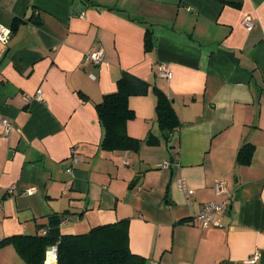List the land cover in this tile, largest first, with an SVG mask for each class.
<instances>
[{"label": "crops", "instance_id": "0c3cea01", "mask_svg": "<svg viewBox=\"0 0 264 264\" xmlns=\"http://www.w3.org/2000/svg\"><path fill=\"white\" fill-rule=\"evenodd\" d=\"M76 1L0 0V241L41 235L55 215L63 235L128 220L131 252L150 264H264V0H83L75 14ZM100 48L104 63L84 64ZM124 72L151 85L129 99L139 152L102 147L96 105ZM154 88L181 122L171 148ZM247 143L253 160L241 166ZM218 181L233 197L202 228L203 206L226 199ZM0 264L25 262L8 245Z\"/></svg>", "mask_w": 264, "mask_h": 264}, {"label": "trees", "instance_id": "16d2710c", "mask_svg": "<svg viewBox=\"0 0 264 264\" xmlns=\"http://www.w3.org/2000/svg\"><path fill=\"white\" fill-rule=\"evenodd\" d=\"M145 51L153 49L152 33L146 32ZM151 85L133 75L124 72L117 82V91L107 94L96 105L100 123L105 129L102 147L108 151L139 152L142 140L128 134L127 124L135 118V112L129 106L132 96H146ZM156 95V117L162 132L167 131L170 141L174 133L179 132L181 122L166 94L154 88ZM159 138L152 133L147 144L156 145ZM254 146L244 144L238 153L237 163L241 166L251 164ZM183 220L181 222H189ZM61 219L53 216L41 235H14L0 241V247L11 245L25 264H46V253L50 246H57V264H150L144 257L133 254L129 245V221L121 220L92 228L86 234L63 235Z\"/></svg>", "mask_w": 264, "mask_h": 264}, {"label": "built area", "instance_id": "2783aa9c", "mask_svg": "<svg viewBox=\"0 0 264 264\" xmlns=\"http://www.w3.org/2000/svg\"><path fill=\"white\" fill-rule=\"evenodd\" d=\"M244 27L247 30H252L255 28V21L254 18L250 15H247L243 18L242 21ZM9 38V30L8 28L0 25V41H5ZM105 61V54L102 48L91 51L87 53L84 57V64L92 63L95 65H101ZM159 76L165 79H172V72L169 70L167 64H161L159 68ZM38 98H41V91L37 93ZM3 126L5 128V133H8L9 127L11 124L9 121L4 120ZM77 161V160H76ZM162 167L168 168L169 164H164ZM179 188L186 194L187 197H192L195 194L193 189L188 188L187 183L184 179H180L178 181ZM215 190L218 195H226V199L220 202H214L203 206L200 213L197 216V221L201 225L202 228H207L209 226H217L219 225V216L226 210L227 206L229 205L232 195L227 192L226 182L225 181H218L215 184ZM28 194H33L34 190H28ZM259 254H256L254 260L258 259ZM251 261V263L254 262ZM46 264H57V246L53 245L48 247L46 253Z\"/></svg>", "mask_w": 264, "mask_h": 264}, {"label": "water", "instance_id": "95a60500", "mask_svg": "<svg viewBox=\"0 0 264 264\" xmlns=\"http://www.w3.org/2000/svg\"><path fill=\"white\" fill-rule=\"evenodd\" d=\"M88 4L84 3L83 0H77L75 3V14H79L80 12L84 13L86 10ZM164 135L167 137V131H164ZM178 137V132H176L174 134V138L172 139V141L168 144V147L171 148L174 141L176 140V138Z\"/></svg>", "mask_w": 264, "mask_h": 264}]
</instances>
